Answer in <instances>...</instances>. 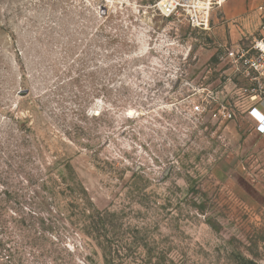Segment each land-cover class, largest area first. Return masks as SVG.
Returning a JSON list of instances; mask_svg holds the SVG:
<instances>
[{"label":"rangeland","instance_id":"obj_1","mask_svg":"<svg viewBox=\"0 0 264 264\" xmlns=\"http://www.w3.org/2000/svg\"><path fill=\"white\" fill-rule=\"evenodd\" d=\"M157 1L0 0V264H264V18Z\"/></svg>","mask_w":264,"mask_h":264},{"label":"built area","instance_id":"obj_2","mask_svg":"<svg viewBox=\"0 0 264 264\" xmlns=\"http://www.w3.org/2000/svg\"><path fill=\"white\" fill-rule=\"evenodd\" d=\"M224 0H158L154 7L163 16H177L183 18L191 27L199 30L211 28L212 12ZM264 16V0L258 5ZM222 61L232 63L235 73L250 81V94L253 97L264 96V22L258 36L251 44L225 47L220 56ZM200 110V107H196ZM259 133H264V117L256 125Z\"/></svg>","mask_w":264,"mask_h":264},{"label":"crops","instance_id":"obj_3","mask_svg":"<svg viewBox=\"0 0 264 264\" xmlns=\"http://www.w3.org/2000/svg\"><path fill=\"white\" fill-rule=\"evenodd\" d=\"M258 2L260 1L259 0H224L222 4L219 6V11L221 13L222 18L225 20L224 22H227L230 25H233V22L237 20L245 28L250 26V22H254L255 23L254 28H246L248 29L249 32H252L258 29L257 27L261 24L262 18H264L262 13L257 8ZM215 16H217V13L215 14ZM215 16L213 18L216 19L217 17ZM241 79L244 78L241 76ZM257 110H258V115L255 120V130H256V125L264 117V104L261 105V107L258 108ZM259 134L264 136V133H259Z\"/></svg>","mask_w":264,"mask_h":264}]
</instances>
